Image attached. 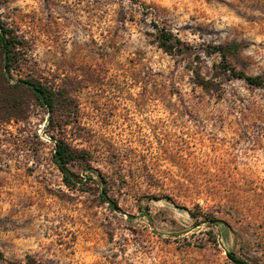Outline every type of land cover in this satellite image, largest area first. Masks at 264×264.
Masks as SVG:
<instances>
[{
	"label": "rangeland",
	"instance_id": "374dc122",
	"mask_svg": "<svg viewBox=\"0 0 264 264\" xmlns=\"http://www.w3.org/2000/svg\"><path fill=\"white\" fill-rule=\"evenodd\" d=\"M0 22V264H264V86L231 72L264 80V0H0Z\"/></svg>",
	"mask_w": 264,
	"mask_h": 264
},
{
	"label": "trees",
	"instance_id": "16d2710c",
	"mask_svg": "<svg viewBox=\"0 0 264 264\" xmlns=\"http://www.w3.org/2000/svg\"><path fill=\"white\" fill-rule=\"evenodd\" d=\"M12 34L13 31L6 28L0 22V52L2 54V67H0V69H3L4 75L7 71L9 72L12 67V63L15 59V50L18 46V41H15V38L12 37ZM19 45H22V43H19ZM213 50L214 51H212V53L219 52L224 60L226 59L227 54L230 53L229 49H224L222 46L214 47ZM231 72L233 76L245 80L250 85L264 86V80L261 77H250L243 72H236L234 70ZM22 83L27 85L28 89L34 93L35 97L41 102V104L45 105L49 109V112H53L57 95L56 93L42 84H34L30 81H23ZM15 103L16 99L14 95L11 93V91L9 92L4 89L0 80V106L4 105L7 107L10 106L12 108ZM77 158V152L73 150L65 141H56L52 160L61 172L63 181L68 187H74L79 183L77 176L69 169V165L74 163ZM108 192L109 191L106 187H101L100 197L102 200L107 203L111 209L115 211H121L117 203L113 202L109 197ZM213 222L219 223L218 221ZM227 256L234 264H249L237 257L232 252H228Z\"/></svg>",
	"mask_w": 264,
	"mask_h": 264
}]
</instances>
